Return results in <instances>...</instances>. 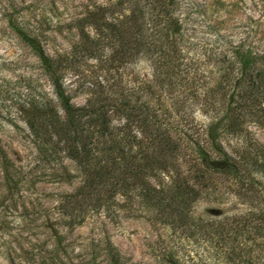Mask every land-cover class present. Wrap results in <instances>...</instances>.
<instances>
[{
	"label": "rangeland",
	"instance_id": "obj_1",
	"mask_svg": "<svg viewBox=\"0 0 264 264\" xmlns=\"http://www.w3.org/2000/svg\"><path fill=\"white\" fill-rule=\"evenodd\" d=\"M115 1L0 0V148L14 173L7 184L0 161V264H169L166 252L182 264H264V254L258 252L264 246V234L244 232L223 244L187 228L153 227L136 210L139 200L113 191L106 177L81 187L104 167L97 153L100 148L89 147V157L75 160L63 147L43 145L32 134L29 125L40 121L41 115L61 111L28 44L29 35L36 36L45 55L72 60L62 79L74 105L100 95L104 81L114 83V93L142 96L148 64L142 58L118 62L104 42L85 55L86 44L75 27L76 21L97 7ZM175 16L201 84L209 82L202 61L211 50L238 47L264 54V0H179ZM86 29L90 38H99L93 27L86 25ZM196 119L204 121L201 115ZM113 125L119 122L114 120ZM249 140L264 146V126L248 123L245 138L225 137L223 143L231 151L235 145L248 149ZM130 150L135 153L136 145ZM115 161L122 167V160ZM218 199L221 203L214 214L219 219H229L250 203L246 200L243 205L240 199L224 195ZM215 205L205 200L196 213L204 214Z\"/></svg>",
	"mask_w": 264,
	"mask_h": 264
},
{
	"label": "trees",
	"instance_id": "obj_2",
	"mask_svg": "<svg viewBox=\"0 0 264 264\" xmlns=\"http://www.w3.org/2000/svg\"><path fill=\"white\" fill-rule=\"evenodd\" d=\"M178 5L179 0H116L75 23L86 44L85 55L104 42L118 62L142 58L148 64L142 96L136 98L114 93V83L104 81L100 95L74 105L62 79L72 60L45 55L36 36L29 35L28 44L61 111L44 113L29 127L41 144L61 146L75 160L89 157V147L100 148L97 153L104 167L81 187L106 177L113 191L139 200L136 210L153 227L187 228L223 244L244 232L263 237L264 146L249 140L248 149L235 145L228 151L223 140L245 138L248 123L264 126V54L238 47L211 50L202 61L209 82L201 84L195 77L198 66L183 47L185 33L175 16ZM86 25L93 27L97 40L90 38ZM198 115L204 121H198ZM114 120L119 125L114 126ZM134 145L136 152L131 153ZM117 158L123 161L122 167ZM0 161L10 184L14 173L1 148ZM223 195L240 199L243 205L249 200L248 208L219 219L214 210L221 203L218 196ZM205 200L216 205L200 215L196 211ZM258 252L264 254V246ZM165 258L169 264H182L171 252Z\"/></svg>",
	"mask_w": 264,
	"mask_h": 264
}]
</instances>
